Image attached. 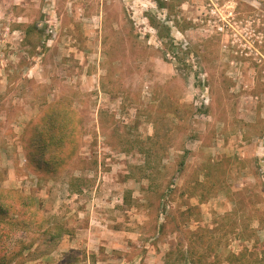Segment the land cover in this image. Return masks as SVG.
<instances>
[{
	"label": "rangeland",
	"instance_id": "1",
	"mask_svg": "<svg viewBox=\"0 0 264 264\" xmlns=\"http://www.w3.org/2000/svg\"><path fill=\"white\" fill-rule=\"evenodd\" d=\"M0 191V264H264V0H0Z\"/></svg>",
	"mask_w": 264,
	"mask_h": 264
},
{
	"label": "trees",
	"instance_id": "2",
	"mask_svg": "<svg viewBox=\"0 0 264 264\" xmlns=\"http://www.w3.org/2000/svg\"><path fill=\"white\" fill-rule=\"evenodd\" d=\"M47 111L48 112L52 111V108L47 110ZM53 122L55 124V120H53ZM57 122H58V126H54L51 130L49 129L43 134H38L37 133V140H39V149L43 150L42 156L44 157V159H46L48 161L51 160L52 162H53V160L55 158V154L57 152V148L59 149L58 151L63 150V144L56 142L58 140V138L61 137V135L64 136V137H62L61 140H64V138L69 137L68 133H65V134L63 133V129H64L63 127H65L64 122L60 121V120L57 121ZM66 143H67V145H68V147L70 149L69 150V155L67 157V162H66V165H68L70 160H72L73 157H74V149H75L76 144H73L72 141H69V142H66ZM60 154H63V152L60 153ZM57 160H59V158ZM48 164H49V162H48ZM53 164H54V166H56V163H53ZM50 165L52 166V163ZM3 195L6 196L5 197V199H6V198L9 197V192L0 191V202L1 203L3 202ZM0 213L2 215H5V213H6V210L3 208V206L1 204H0ZM22 224H23V226H27L28 222L24 221V222H22Z\"/></svg>",
	"mask_w": 264,
	"mask_h": 264
},
{
	"label": "crops",
	"instance_id": "3",
	"mask_svg": "<svg viewBox=\"0 0 264 264\" xmlns=\"http://www.w3.org/2000/svg\"><path fill=\"white\" fill-rule=\"evenodd\" d=\"M23 159H21V161H23V164H27L28 162V157L26 155V153L24 152V154L22 155ZM14 183V184H13ZM7 189H17V190H24V187H21L22 184V180L17 179L16 183H15V175L13 176V174L9 173V181L7 182ZM13 184V185H12Z\"/></svg>",
	"mask_w": 264,
	"mask_h": 264
}]
</instances>
